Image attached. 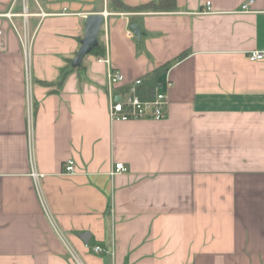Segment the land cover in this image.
<instances>
[{
  "label": "crops",
  "instance_id": "obj_1",
  "mask_svg": "<svg viewBox=\"0 0 264 264\" xmlns=\"http://www.w3.org/2000/svg\"><path fill=\"white\" fill-rule=\"evenodd\" d=\"M13 1L0 0V264H264V58L247 57L264 50V0H36L31 147ZM103 12L104 54L72 67L85 17ZM105 56L126 82L168 64L166 118L110 120Z\"/></svg>",
  "mask_w": 264,
  "mask_h": 264
},
{
  "label": "built area",
  "instance_id": "obj_2",
  "mask_svg": "<svg viewBox=\"0 0 264 264\" xmlns=\"http://www.w3.org/2000/svg\"><path fill=\"white\" fill-rule=\"evenodd\" d=\"M16 0L13 1V3ZM21 9L18 13L7 11L3 14L10 22L11 26L17 31L14 23L11 21L12 17H20L21 25L19 29V38L23 50L24 61H25V70H26V81H27V110H26V120L28 127V135L30 141V147L32 143V104L29 95L30 83H29V57H30V48L33 40L34 32H31L29 25V17L32 15L43 16L44 13L41 10L38 2L34 0L35 5L38 8V13L32 14L29 11V0H20ZM13 3L11 6H13ZM253 3V0H247L241 5V12L246 13L250 12V6ZM206 9L203 11H210V3H205ZM103 17L107 16L106 13H102ZM18 32V31H17ZM247 57L250 61H258L264 58V50L258 51H250L247 54ZM97 60L99 62H103L106 64V95H107V107H108V116L111 121L117 120H132V119H152V120H162L166 118L167 109H168V90L172 86V81L169 78L157 80L155 86V92L150 100H142L135 93V87L141 84L142 79L138 78L131 82H126L123 74L113 69L110 66V61L107 56L98 57ZM118 97V100L115 98ZM30 161L33 164V157L30 151ZM126 167L122 163H115L113 170L110 175H114L116 173L125 172ZM65 174L73 175L75 174L74 162L71 159H68L64 163V171ZM31 175L35 181L41 176L36 173L32 168ZM61 235V234H60ZM65 242V241H64ZM66 247L68 252L73 255V251L66 243ZM94 253L102 252V248L100 246H94L92 248ZM111 254L112 251H111Z\"/></svg>",
  "mask_w": 264,
  "mask_h": 264
},
{
  "label": "trees",
  "instance_id": "obj_3",
  "mask_svg": "<svg viewBox=\"0 0 264 264\" xmlns=\"http://www.w3.org/2000/svg\"><path fill=\"white\" fill-rule=\"evenodd\" d=\"M111 5L117 9L125 12H170L176 9L175 0H153L145 4H141L135 7H130L124 4L121 0H109ZM130 22H133L130 20ZM89 54L94 56H102L104 54V46L98 43ZM186 52L180 55V58L186 56ZM168 64L161 65L152 71L145 74L142 78L141 84L135 87L136 95L142 100L152 99L155 86L159 76L165 71Z\"/></svg>",
  "mask_w": 264,
  "mask_h": 264
},
{
  "label": "water",
  "instance_id": "obj_4",
  "mask_svg": "<svg viewBox=\"0 0 264 264\" xmlns=\"http://www.w3.org/2000/svg\"><path fill=\"white\" fill-rule=\"evenodd\" d=\"M104 21L102 13H91L85 17V30L84 36L79 42V48L72 60V67H78L81 64L83 57L98 45V34L100 27ZM130 30L136 35H140V31L136 24H131L129 26ZM118 100V97L115 98ZM85 243L88 242L89 233L84 232L78 235Z\"/></svg>",
  "mask_w": 264,
  "mask_h": 264
}]
</instances>
